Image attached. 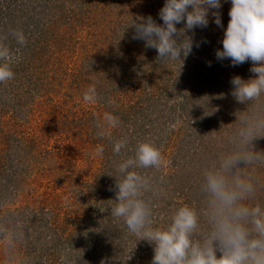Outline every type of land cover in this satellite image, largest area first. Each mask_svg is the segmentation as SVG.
<instances>
[{"label":"rangeland","instance_id":"1","mask_svg":"<svg viewBox=\"0 0 264 264\" xmlns=\"http://www.w3.org/2000/svg\"><path fill=\"white\" fill-rule=\"evenodd\" d=\"M39 1V5L33 7L30 3L24 10V14L26 11L29 15L34 14L33 22L29 23V29L33 30L25 34L28 46L37 42V34L44 29L50 48L52 43L59 46L60 52L58 56L45 53L50 60L46 64L54 66V71L43 65L42 69L37 65L29 67L32 77L38 78L33 101L28 102L30 94L16 95L15 91L23 88L13 86L12 80L5 87L0 84V95H5L0 98L3 128L0 130V152H3L4 167L7 166L4 169L0 163V176H3L0 177V229L15 233L14 240H86L79 238L84 227L91 220L98 222L97 212H104L109 229L97 228L101 240H132V235L121 236L113 226L116 218H111L104 204H93L90 200L106 191L110 184L113 186L108 180L117 173L116 166L122 160L134 155L138 142L151 141L160 149L164 161L153 178L152 191L145 193V198L158 208L153 221L165 218L171 223V216L181 203L201 213L200 223L206 232L208 225L203 215L206 198L201 188L203 172L222 154L231 151L230 137L239 127L237 116L244 111L251 112L256 103H239L231 95L232 77L238 75L248 80L257 75L250 71L252 61L232 66L229 59L218 61L215 56L216 50L223 47L231 0H221L222 28L214 23L210 14L206 28L187 32L193 38L194 46L186 59L182 56L181 69L180 60L158 61L156 49L146 48L143 40L132 38L133 27L129 26L125 32L128 25L138 22L141 17L151 16L157 24H162L159 11L165 0H118L115 4L109 0L104 14H98V22L89 25L75 20L74 13L78 12L75 0ZM121 3L124 7L120 10ZM183 26L181 23L177 28ZM49 32H53L51 37ZM209 35L215 38L213 42L209 41ZM89 39L92 45L88 51L97 45L100 53L96 57L101 58L97 62L100 66L91 69L87 51L80 47L89 43ZM124 39L132 40L140 48L137 52L146 55L147 62L151 61L141 65V69L150 67L146 74L155 73L144 80L145 77L138 76L140 69L136 70V87L128 84L134 79L135 67L121 61L124 54L119 47ZM14 42V46L7 44L16 55L23 53L20 45ZM196 43L200 46L196 47ZM99 68L107 71L103 75L107 87L98 86L95 76ZM213 75L216 78H212ZM152 79L154 85L151 86L147 80ZM93 83L99 99L95 104H88L84 102L83 94ZM149 92L152 97L148 99ZM221 94L223 98H217ZM261 100L264 101V96ZM105 112L117 116L121 122L119 127L111 130V139L97 136L96 124ZM124 137L128 139V146L117 155L113 151L114 142ZM252 144L254 151L264 153V137L256 138ZM101 146L104 151L97 155L96 149ZM112 153L115 156L112 157ZM238 167L244 168L245 164L241 162ZM147 170L152 168L138 171ZM244 171L252 174L255 185L254 197L246 203L264 207V162L253 163ZM8 176L11 181L5 180ZM2 182L8 185L2 186ZM87 182H92L93 186H87ZM176 190L185 193V198ZM80 192H85L88 197L82 198ZM42 206L44 211L40 210ZM41 215L45 218H40ZM44 219L50 220L53 226L62 225L58 228L59 238L55 234L57 228L53 233L48 230L50 227L41 224ZM0 240H5L3 234H0ZM94 244L86 241H13L9 248L6 241H0V264L9 260L10 264H95L98 257L109 260L123 250L135 252L131 249L135 243L131 241ZM141 254L151 264L154 247H144Z\"/></svg>","mask_w":264,"mask_h":264},{"label":"clouds","instance_id":"2","mask_svg":"<svg viewBox=\"0 0 264 264\" xmlns=\"http://www.w3.org/2000/svg\"><path fill=\"white\" fill-rule=\"evenodd\" d=\"M231 5L223 47L216 50L215 56L218 61L229 59L232 66L252 61L250 71L257 75L248 80L238 75L232 77L231 95L239 103H256L251 112L244 111L237 116L239 127L230 137L231 151L222 154L203 172L201 188L206 198L203 215L208 230L201 229V213L189 205L176 209L167 226H154L153 203L145 198V193L152 191V181L138 171L159 170L163 166L162 153L154 143L138 142L134 155L116 166L120 179L115 177L118 191L110 215L122 219L137 241L146 240L154 246L151 264H264V207L246 203L254 197L255 185L252 174L244 171L253 163L264 162V153L254 151L252 144L256 138L264 137V101L261 100L264 96V0H231ZM221 7V0H165L159 11L162 24H157L151 16L141 17L125 30L133 27L132 38L143 40L146 48L156 49L158 61H182L181 69L182 56L186 59L194 46L187 32L206 28L210 14L222 28ZM181 23L184 26L178 29ZM9 35L18 45L27 44L22 30H10ZM7 38L0 37V84L14 79L13 65L18 61L16 52L6 43ZM217 98H223V94ZM98 99L93 83L84 92L83 100L95 104ZM120 123L117 116L105 112L96 124L97 136L111 139V130ZM127 146V137L121 138L114 142L113 151L119 155ZM103 151L102 146L96 149L97 155ZM241 162L244 168L238 167ZM0 234L11 248L15 233L0 229Z\"/></svg>","mask_w":264,"mask_h":264},{"label":"trees","instance_id":"3","mask_svg":"<svg viewBox=\"0 0 264 264\" xmlns=\"http://www.w3.org/2000/svg\"><path fill=\"white\" fill-rule=\"evenodd\" d=\"M45 1H47V0H44L43 3H45ZM75 2L77 5V8H78V10H77L78 12L74 13L75 14V20L76 21L79 20L78 22H82L84 25H89L91 22H94L95 24H96V22H98L97 21L98 20L97 19L98 14L99 13L104 14L103 11L106 10L105 6H106V4H108L109 0H75ZM117 2H118V0H113V4H115ZM30 3H32V6L34 7V6L39 5L40 1L39 0H0V35L4 34V36L8 37L6 40V43H8L9 45L14 46V44H15V42H14L15 39L9 35L10 30H22L25 34H28V33L30 34L31 33L30 30H33V28L29 29V23H30V21L33 22L32 18L34 17V14L32 13L29 15L27 11L24 14V10L29 7L28 4H30ZM224 3H226V2H224ZM119 5L121 7L120 8V10H121L124 7V3H121ZM226 5H227V3H226ZM73 12H75V8L73 9ZM35 14H36V12H35ZM71 15H73V14H71ZM72 17H74V16H72ZM28 18H31V19L28 20ZM128 30H129V28H127L125 32H127ZM92 32H94V31H92ZM46 33H47L46 30H44V29L41 30L37 34V39H36L37 42L32 44L31 47L28 46V43L26 44L25 48H23L24 46L23 47L20 46L21 47L20 51H22L23 53L19 52V54H17L18 61L16 63H14V65H13V71L15 73V76H14V79H12V84H13V86L15 85L17 87L23 88L22 90H16L15 94L16 95H19L21 93H27V95L30 94L31 99L28 97L27 98L28 102L33 101V98L35 97V90H36L35 86L37 85V84H35L36 83L35 81L38 79V78L32 77L33 74L31 73L29 67L37 65L40 69H42L41 66L43 65V68L45 66L49 70L53 69V71H54V68H55L54 66L52 67V66H49V64H46V63H49L50 60H49V55H48V57H45V53L46 52L51 53V54L53 53V55L58 56L59 52H60V49L58 48L59 46H56V45L54 46V45H52V43H51V48H50V45L48 44V41H47L48 37L46 36ZM44 35L46 38H44ZM52 35H53V32H49V36L51 37ZM94 37L95 36H93L92 39ZM44 39H46V41H44ZM213 39H215V38H212L209 35V41L213 42ZM91 45H92L91 39H89V43L85 42V43L81 44V46H80L82 51H84V52L87 51V58L89 60V62H88L89 69H91V67H94V68L99 67L100 65L97 62L101 60L100 57H96V56H99V53H100V49L98 48L97 45L95 48H93V50L88 51V49ZM123 46H125V48H123ZM119 48L122 50L121 53L124 54V57L121 59L122 63L125 62L126 64H130V65H133L135 67L134 68L135 70L133 73L134 79L131 80L132 81L131 83H128L129 85L136 87V85L138 84L137 78H136L137 74H138L137 73L138 69H140V71H141V73L138 74V76L142 75V78L145 77L144 80H146V76L150 77V78L155 76V73H153V71H150L148 73V75L146 74L147 73L146 71L151 69L150 67H148V68L145 67L144 70H143V68L141 69V65L142 66L146 65V63L151 62V61L147 62L145 60V59H147L146 55H143V54H140L139 52H137V51H139L140 48L138 49L137 46L134 43H132V40L130 42H127L125 40L124 43H121ZM16 49H18V48H16ZM148 54H150V51L148 52ZM203 55H201V56H203ZM96 73H97V76H95V78H96L97 83H99L98 86L101 87V85H102V86L107 87L108 85H106V83H105L106 78L103 77V75L107 74V71H100V68H99L98 72H96ZM211 77L216 78L214 75ZM133 81H134V83H133ZM147 82L151 86L154 85L153 79L150 81L147 80ZM6 83H3L1 85H3V87H5ZM6 86H7V84H6ZM10 87H12V86H10ZM11 89H13V87ZM33 89H35V90H33ZM151 94H152V92L148 93V95H147L148 99L150 98V96L152 97ZM4 97H5V95H3V94L0 95V98H4ZM3 101H5V99ZM110 102H112V99H110ZM1 129H3V128H2V123L0 120V130ZM262 148H264V146ZM261 153H263V152H261ZM2 154H3V152L1 151L0 152V161H1L0 163L4 167V161H3L4 156ZM113 155L114 154L112 153L111 156L113 157ZM110 159L111 158L109 157V161H110ZM5 167H7V166H5ZM5 167H4V169H6ZM152 170H153V173H151ZM152 170L141 171V173L142 172L147 173L144 175H146V176L148 175V177L151 178L152 185H154L153 184V178L155 176H157L158 174H157V170H154L153 168H152ZM114 174L115 175L112 178H110L112 181L108 180L109 182L113 183V186L111 187L112 184H110V187L107 188L106 191L100 192V194L98 195L99 197L97 196V197H95L94 200H90L93 204H96V203H99V205L104 204L106 210L110 211V212H111L110 207L114 206L116 203L115 202L116 192L118 191V189L116 188V178H117V180L120 179V176L118 173L114 172ZM91 175H92V173H91ZM93 176H96V174H94ZM0 177H3V176H0ZM5 180L11 181V177L8 176ZM92 184H93L92 182L86 183L87 186L88 185L93 186ZM193 184L195 185L197 183H193ZM1 185L7 186L8 183L2 182ZM99 190H100V187H99ZM183 191L186 192L187 190L183 189ZM176 192L178 195L185 198V195H186L185 193H184L185 194L184 195L182 193V191L176 190ZM80 193L81 194H79V193L78 194L82 198L85 199L86 197H88V195H85V192H83V193L80 192ZM88 199H90V196ZM187 199H189V197H187ZM178 204H179L178 206H182L181 203H178ZM43 208L44 207L42 206L40 210L44 211L45 208L44 209ZM157 210H158V208H155V207L153 208V211L156 212V213L154 212L155 216H157V213H158ZM97 216H98V222L91 220V222L87 226H85L83 231L81 232V235H80L81 237H79L80 239L84 237L86 240H101V238L97 235V232H98L97 228L102 227L104 230H107V229H109L108 228L109 225H108L107 219L104 218V212H97ZM40 218H45V217L43 215H41ZM111 218H113V217H111ZM49 221L50 220L44 219V224L43 223H41V224L47 225L46 228L50 227V228H48V230L52 231L53 233L55 232V231H53L54 229L57 228V230H58V228L62 227L61 224L59 227L57 224L53 226V223L50 224ZM113 223H114L113 226L118 229L121 236H123L124 234H127L130 237V235H132L131 233H129V231H128V229H127V227L124 224L122 219L116 218V220H114ZM49 224H50V226H49ZM86 224L87 223H85V225ZM168 224H170V223H169V221H166L165 218H163V219L161 218L160 220L154 222V226H157V227H164V226H167ZM75 225H76V222H75ZM201 229L204 231V225H201ZM55 234H56L57 238H59L61 236L59 230H58V232H55ZM102 240H104V239H102ZM132 240H137V237L132 235ZM86 242L95 243L94 245L100 243L99 245L101 246V243L104 241H86ZM131 242L135 243V244H133L134 247L131 248L133 251H135L134 253H132L130 250H128L126 252H124V250H123L119 255H117L114 258L109 259V260L104 259L103 257H98V259L95 261V264H145V263L148 264L147 260L143 259L144 256H142L141 250H143L144 247L150 249V248H153L154 246L150 245L148 243V241H131ZM30 248H31V250L34 249L32 247H30ZM77 261H78V259H77Z\"/></svg>","mask_w":264,"mask_h":264}]
</instances>
